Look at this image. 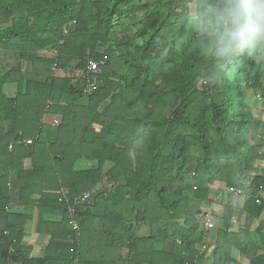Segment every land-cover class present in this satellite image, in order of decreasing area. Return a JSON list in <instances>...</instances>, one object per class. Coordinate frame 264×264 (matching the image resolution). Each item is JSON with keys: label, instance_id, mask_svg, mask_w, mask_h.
Segmentation results:
<instances>
[{"label": "trees", "instance_id": "1", "mask_svg": "<svg viewBox=\"0 0 264 264\" xmlns=\"http://www.w3.org/2000/svg\"><path fill=\"white\" fill-rule=\"evenodd\" d=\"M217 2L0 0V264H204L210 233L213 264H240L232 248L254 245L263 253L250 264H264V226L255 240L231 231L238 206L223 200L240 192V210L264 211V117L247 96L264 87V56L252 41L213 53L205 4ZM90 60L99 85L86 95ZM35 63L49 74L33 76ZM189 175L206 182L194 198L221 196L208 230L206 212L185 203ZM15 206L38 210L50 235L43 256L21 252L26 219ZM141 222L149 236L134 235Z\"/></svg>", "mask_w": 264, "mask_h": 264}, {"label": "crops", "instance_id": "2", "mask_svg": "<svg viewBox=\"0 0 264 264\" xmlns=\"http://www.w3.org/2000/svg\"><path fill=\"white\" fill-rule=\"evenodd\" d=\"M50 55V54H48ZM12 61H16L14 65L12 66H18L19 65V58L16 59L15 57L12 58ZM3 65V64H2ZM1 65V66H2ZM40 68V70L38 69ZM31 73L35 77H43L45 75L49 74L48 68H46L44 65L40 63H35L31 68ZM5 93L12 97L15 94L16 86L14 84H7L4 88ZM52 122L54 119H57L56 117L45 118L46 121ZM58 120V119H57ZM264 152V148H263ZM263 157V158H262ZM261 158L258 159V163H260L259 169L264 170V155ZM29 162V161H28ZM27 162V163H28ZM10 196L12 203L15 202L19 198V189H18V182H17V174L12 173L10 176ZM189 187L187 188V194L184 197L185 203L190 211H198L202 210L206 212V218L210 219L212 222L217 221L216 218L220 217L222 215V208L219 204H217L220 201V197H212L213 202L206 203L203 201H200L192 195V190H194V187H206V182L204 179L189 175ZM241 193L237 192L234 194H231L230 192H225V195L223 196V200H228L232 198L235 205L238 206L237 213L234 218L233 227L231 228V231L237 232L239 229H247L253 236V239L256 238V233L259 228L264 226V211L261 213L259 217H251L246 212H243L240 210V198ZM261 196L264 197V191L261 193ZM218 201V202H217ZM240 201V202H239ZM14 205V204H13ZM14 211L21 212L25 214L26 224L24 228V235L22 237L21 243H20V250L23 253L24 256L35 258V257H41L44 255L46 247L50 240V235L45 229L42 219L38 213V210L34 207H18L15 206L13 208ZM214 219V220H213ZM213 222V223H214ZM216 223V222H215ZM5 228V221L0 219V231L4 230ZM150 233V226L147 222H141L139 224H136L134 226V235L137 237H146L149 236ZM208 245L206 249H202V253L205 255V262L204 264H213V257L212 253L215 248V234L210 233L207 237ZM164 247L166 249H169L170 242H166L164 244ZM263 251L259 248H257L255 245L250 246L245 253H241L237 248L233 247L231 251V255L234 259L238 260L240 264H250V260L254 257H257L258 255L262 254Z\"/></svg>", "mask_w": 264, "mask_h": 264}, {"label": "clouds", "instance_id": "3", "mask_svg": "<svg viewBox=\"0 0 264 264\" xmlns=\"http://www.w3.org/2000/svg\"><path fill=\"white\" fill-rule=\"evenodd\" d=\"M215 30L213 53L241 49L250 41L264 56V0H218L206 3Z\"/></svg>", "mask_w": 264, "mask_h": 264}, {"label": "built area", "instance_id": "4", "mask_svg": "<svg viewBox=\"0 0 264 264\" xmlns=\"http://www.w3.org/2000/svg\"><path fill=\"white\" fill-rule=\"evenodd\" d=\"M66 32V30H65ZM89 71L92 75H94L93 78L89 77L87 84L84 88V93L86 95H90L93 92H95L98 89V85H99V81H98V73H99V62L95 61V60H90L89 61ZM52 125H56L58 124V120L54 119L52 122ZM31 141H28V143H30ZM92 197V193L90 191L85 192L83 195L79 196V198H77L75 200V203H83L86 200L90 199ZM70 211H73V208L70 209ZM214 226L213 222L210 219H204V228L206 230L212 228ZM74 228L77 229L78 226L77 224L74 222ZM208 239H205V244L202 246V249H206L207 248V243ZM77 261V260H76Z\"/></svg>", "mask_w": 264, "mask_h": 264}, {"label": "rangeland", "instance_id": "5", "mask_svg": "<svg viewBox=\"0 0 264 264\" xmlns=\"http://www.w3.org/2000/svg\"><path fill=\"white\" fill-rule=\"evenodd\" d=\"M192 14L194 16L195 12L192 10ZM136 19V18H135ZM134 19V20H135ZM133 20V21H134ZM207 23L206 22H202L201 25H200V28H199V32L201 34H204L206 33L208 30H207ZM4 53L0 51V66L5 63L4 61ZM50 56V55H48ZM16 59H18V56H15ZM16 61H10V64L13 65H16L15 64ZM20 64V63H19ZM40 70V68H38ZM201 73V76H202V72L200 71ZM201 80V78H199V81ZM247 96H248V99H249V102L252 106V108L254 109V113L256 116H260V117H264V106L262 104V101H263V98H264V87L263 89H257V90H247Z\"/></svg>", "mask_w": 264, "mask_h": 264}]
</instances>
